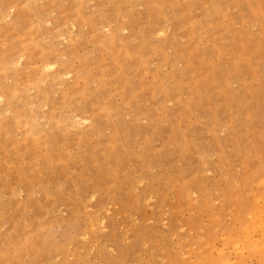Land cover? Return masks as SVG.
Listing matches in <instances>:
<instances>
[{
	"label": "rangeland",
	"instance_id": "rangeland-1",
	"mask_svg": "<svg viewBox=\"0 0 264 264\" xmlns=\"http://www.w3.org/2000/svg\"><path fill=\"white\" fill-rule=\"evenodd\" d=\"M0 98V264H264V0H0Z\"/></svg>",
	"mask_w": 264,
	"mask_h": 264
},
{
	"label": "bare ground",
	"instance_id": "bare-ground-1",
	"mask_svg": "<svg viewBox=\"0 0 264 264\" xmlns=\"http://www.w3.org/2000/svg\"><path fill=\"white\" fill-rule=\"evenodd\" d=\"M1 99V98H0ZM261 211V210H260Z\"/></svg>",
	"mask_w": 264,
	"mask_h": 264
}]
</instances>
